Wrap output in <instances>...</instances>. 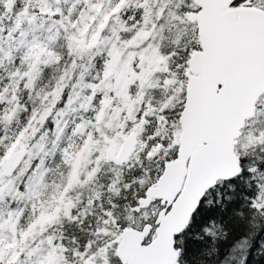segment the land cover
Instances as JSON below:
<instances>
[{
    "label": "snow or ice",
    "instance_id": "snow-or-ice-1",
    "mask_svg": "<svg viewBox=\"0 0 264 264\" xmlns=\"http://www.w3.org/2000/svg\"><path fill=\"white\" fill-rule=\"evenodd\" d=\"M0 264H264V0H0Z\"/></svg>",
    "mask_w": 264,
    "mask_h": 264
}]
</instances>
